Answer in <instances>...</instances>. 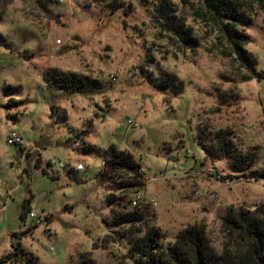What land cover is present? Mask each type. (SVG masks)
<instances>
[{"label":"rangeland","instance_id":"374dc122","mask_svg":"<svg viewBox=\"0 0 264 264\" xmlns=\"http://www.w3.org/2000/svg\"><path fill=\"white\" fill-rule=\"evenodd\" d=\"M172 1L183 30L197 39L193 49L156 26L136 1L125 16L126 0L114 15L107 6L112 0H0L1 264H80L83 256L96 264H132L130 245L148 228L158 229L167 246L190 225H204L220 254L228 208L264 206V178H212L208 168L220 178L234 175L231 165L211 162L195 140L200 133L215 153L214 134L229 132L232 148L254 154L245 174L264 170V13H245L251 61L245 71L194 16L196 0ZM49 69L96 79L102 89L81 94L50 86L43 78ZM144 71L172 75L179 94L158 91ZM13 131L29 147L25 158L6 143ZM86 147L104 155L85 153ZM111 148L140 165L146 182L138 193L156 206H140L144 223L115 228V244L93 249L114 215L132 211L127 202L137 189L124 207L106 205L108 195L120 194L103 164ZM77 163L84 171L68 170Z\"/></svg>","mask_w":264,"mask_h":264},{"label":"trees","instance_id":"16d2710c","mask_svg":"<svg viewBox=\"0 0 264 264\" xmlns=\"http://www.w3.org/2000/svg\"><path fill=\"white\" fill-rule=\"evenodd\" d=\"M102 1L105 2V0H92L97 4ZM118 1L112 0L107 5L110 7L111 15L123 8V4L118 3ZM126 1L128 7L121 10L123 15L128 16L132 13L131 1H136L142 8L145 7V12L152 16L154 24L169 32L173 39L191 49L197 45V39L191 35V30L188 29L186 32L183 30L182 23L176 16L177 4L172 0ZM196 1L198 6L195 7L194 16L215 32L216 39L223 48L222 53L229 57L235 56L245 71L247 68H251L250 55L245 49L248 37L244 29L249 25L245 13L255 10L264 13V0ZM148 2H153L154 6L148 8ZM1 19L2 13H0V21ZM45 73H43V78L45 76L48 85L71 93H93V91L102 89L96 79L75 73L61 72L56 69H49ZM143 73L146 76L145 71ZM146 80L158 91L164 92L173 89L175 95L179 94V85L176 84V79L172 75L153 76L148 74ZM220 101L222 103L223 99ZM229 135L230 133L225 131L214 134L216 150L213 153L202 144L200 133H197L195 140L205 156L210 157L211 162L217 158L228 160L231 165V173L234 174L219 178L217 171L214 170L215 175H208L221 182L238 178L260 181L264 178V170L258 175L254 172L245 174L252 166L254 154L252 152H237L236 149L232 148L233 144ZM20 151L22 154L21 148ZM84 152L98 153L99 151L86 147ZM98 154L104 155V153ZM105 155L104 169L107 165L112 169L107 177L109 186L116 188L114 193H120L119 196L108 195L105 203L110 208L114 205L124 207V199L128 192L133 190V186H136L137 189L133 192L134 195L137 194L138 190L145 187L146 179L140 165L124 150L111 148L109 154L105 153ZM104 176H106V170L100 173L99 178ZM130 200L131 198L127 202L129 207ZM146 217V210L139 208L132 209L131 212H121L114 215L113 219L106 223L109 229L108 234L101 239L98 243L99 246L94 244L93 249L106 250L109 245L116 242L115 228L142 224L146 221ZM221 228L225 235V243L222 245L220 254H217L206 237L204 225H190L184 228L175 236L173 243L167 246L162 244L160 231L150 227L142 237H137L130 245L129 252L132 264H264V206H258L254 210L240 207L228 208L221 220ZM141 232L142 230H136L137 234ZM6 258L10 257L7 256ZM27 259L30 261L29 258ZM1 263H4L3 259L0 260ZM80 264H96V262L83 256Z\"/></svg>","mask_w":264,"mask_h":264},{"label":"built area","instance_id":"2783aa9c","mask_svg":"<svg viewBox=\"0 0 264 264\" xmlns=\"http://www.w3.org/2000/svg\"><path fill=\"white\" fill-rule=\"evenodd\" d=\"M109 78H110V80L112 82L116 81V77L113 76V75H110ZM127 124L129 126L133 127V128H137L138 127L131 120H128ZM6 143L9 146H16L18 148H21L22 156L24 158L26 157L29 147L25 144L23 138L21 137V135L18 132H15V131L11 132L9 134V136L7 137ZM186 156H187V158H191L192 157V155L189 152H187ZM59 167L61 169H64L66 167V165L64 163L60 162L59 163ZM68 170L69 171H73V172H82V171H84V166L82 164H80V163H77L76 165L71 166ZM207 173L209 175H215V171H214V169L212 170V168H208L207 169ZM142 205H148V206H151V207H155L156 203L152 199L147 200L140 193L135 194L130 200V208L137 209V208H140V206H142ZM216 206H220L219 202L216 203ZM29 216L32 219L36 218V216L33 213H30Z\"/></svg>","mask_w":264,"mask_h":264}]
</instances>
